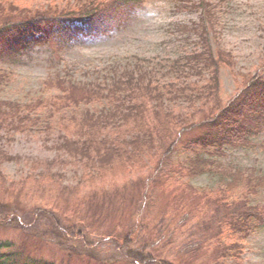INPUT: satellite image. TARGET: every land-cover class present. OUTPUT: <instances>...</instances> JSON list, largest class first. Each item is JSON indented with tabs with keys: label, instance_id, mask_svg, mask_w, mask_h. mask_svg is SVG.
I'll return each instance as SVG.
<instances>
[{
	"label": "trees",
	"instance_id": "16d2710c",
	"mask_svg": "<svg viewBox=\"0 0 264 264\" xmlns=\"http://www.w3.org/2000/svg\"><path fill=\"white\" fill-rule=\"evenodd\" d=\"M144 3L145 0H85L64 8L31 9L0 0V61L44 47L53 60L61 62L59 54L71 42L107 35ZM178 6L180 10L199 12L197 23L178 27L185 36L184 41L189 33L195 35V47L167 60L158 66L159 69L151 62L144 67V60L134 58L122 68L110 67L108 74L93 81L76 80L65 67L46 81L47 86L53 84L62 89L61 95L46 106L49 117L63 110L59 117L62 133L49 146L43 142L46 149L54 152V161L66 160L71 165H80L82 176L89 184L114 169L128 173L143 168L151 171L145 190L135 188L132 200L136 199L128 204L127 213L120 214L118 221L106 222L102 210L109 212L110 209L105 195L90 208L88 204L73 203L81 192L79 187H58L54 197H61L64 207L56 220L48 217L45 225L34 224L30 233L24 232L13 221L15 230L21 231V242L24 239L28 244L33 240L34 244L28 245L30 251H27L25 245L0 240V264H69L72 258L66 253L71 251L68 243L79 237L78 231H84L87 238L111 239L119 244L126 253L123 264H175L171 260L153 263L148 255L154 252L152 248L147 255L131 253L134 245L140 246L138 250H141L148 244V238L141 236L145 228L140 213L143 210L152 212L158 189L166 185L179 186L177 202L174 199L173 204L176 211L186 196L192 200L196 193L202 208L211 209L198 230L199 246L189 260L180 258V264H227L229 259L240 256L242 240L264 223V212L248 199L257 189L264 188V174L253 168L225 166L218 161V157L224 156L225 147L250 145V140L264 130V60L260 64L261 70L255 74L237 73L233 55L219 42L218 8L214 0H182ZM6 64L11 66L14 62ZM222 71L231 74L236 91L226 99L220 95ZM7 74L8 70L0 68V85ZM159 75L164 77L163 81L159 80ZM69 89L81 91L82 96L72 101L68 98L70 94L68 97L66 94ZM179 100L192 109L187 116L174 114L167 107V103ZM41 104L39 99L27 105L0 101V129L23 126L33 119L34 124H38L40 119L30 114ZM195 115L199 119L195 120ZM50 127L49 123L43 125L46 131ZM189 132H197V135L183 141ZM155 137L159 142L156 146ZM180 143V147L190 154L181 161H174L172 153ZM10 159L7 151L0 147V163ZM203 175L215 178V189L203 187L195 191L190 188L188 180ZM16 191V184L4 187V183H0V198L4 195V198L10 195L12 198ZM49 207L45 205L44 209ZM83 209L95 214L89 217L91 221H87V213L80 217ZM99 211L101 215L96 216ZM54 241L53 245L61 247L58 252H65L60 262L37 256L42 245ZM72 241L77 250L72 252L85 258L84 243L78 239ZM91 252L92 259L88 263L81 259V264H112L94 260L96 251Z\"/></svg>",
	"mask_w": 264,
	"mask_h": 264
},
{
	"label": "rangeland",
	"instance_id": "374dc122",
	"mask_svg": "<svg viewBox=\"0 0 264 264\" xmlns=\"http://www.w3.org/2000/svg\"><path fill=\"white\" fill-rule=\"evenodd\" d=\"M7 1L19 7L40 9L49 6L64 8L85 0ZM181 2L182 0H145V4L140 9L134 11L119 28L108 35L99 38L84 37L71 42L60 52L61 62L53 60L52 55L44 47H36L14 59L0 61V68L9 71V75L7 74L2 80L3 84L0 85V101H17L20 105L34 103L37 99L42 101V104L30 114L31 117L36 116L40 119L38 124H34L33 119L28 120L23 126L17 124L18 127L0 129V147L11 157L10 160L0 163L2 174L0 180H3L0 183L3 182L4 187L14 183L17 188L12 198L11 195L0 198L1 241H11L18 246L25 245L26 248L28 245L33 246V240H29L28 244L24 239L22 240L25 244L19 240L21 231L15 230L17 227L13 221L19 224L24 232L30 233V229H34L32 228L34 224L43 226L48 217L56 220L58 212L61 213L64 207L63 199L54 197L58 187H79L81 192L73 199V203L88 204L90 208L101 200L102 195H105L106 205L110 209L109 212L104 208L102 210V217L106 222L118 221L120 214L127 213L128 204L136 199L132 200L135 197V188L140 191L145 190L151 171L143 168L133 169L128 173L114 169L96 177L95 182L93 180L92 184H89L82 176L83 170L80 165H71L70 162H65V159V161H54V152L46 149L43 142L49 146L62 133L59 129V117L63 110L49 117L46 106L49 101L56 100L61 95L62 89L53 84L47 86L46 81L49 76L61 71L63 67L70 69L71 75L76 80L93 81L100 78V75L108 74L110 67L122 68L126 63H132L134 58L144 60V67L151 62V65L159 69L158 66L182 55L184 50H192L196 43L195 35L189 33L184 41L185 36L178 27H190L192 23H197L199 12L180 10L178 5ZM214 3L218 8L219 42L233 55L235 71L240 74H255L260 71V64L264 60V0H222V2L214 0ZM6 62H14V64L9 66ZM158 78L160 81L164 80L161 75ZM220 81V95L224 99L232 97L236 91L231 74L222 71ZM66 94L67 97L70 94L68 98L72 101L82 96V92L76 89H69ZM167 107L174 114L183 116H187L192 111L182 100L169 102ZM197 119L199 116L195 115V120ZM147 121L150 123V118H147ZM45 123L51 125L48 131L43 129ZM70 133L74 135L72 130ZM196 135L197 132H189L183 137V141ZM154 142L155 146L159 144L157 137ZM250 142V145L225 147L224 156L218 157V161L225 166L230 165L239 169L253 168L264 174V130ZM180 145L182 144H177L172 153L174 161H181L190 154ZM188 183L195 191L203 187L215 189L217 186L215 178L209 175L195 177L188 180ZM178 187L166 185L159 188L152 212L143 210L140 213L145 228L141 236L148 238V244L141 250H138L140 246L134 245L131 253L147 255L152 248L154 252L148 255L153 263L171 260L175 264H180V258L182 261L190 259L194 249L200 244V224L209 217L211 209L202 208V201L196 193L192 200L186 196L179 206V211H176L173 204L180 192L177 190ZM223 190L226 191V188L224 187ZM108 197L111 198L110 201L107 200ZM248 199L252 205L264 212V188L257 189ZM141 204H145L144 199ZM37 205L39 207L34 210ZM45 205L50 207L44 209ZM82 212L80 217L86 216L87 213V221H91L89 217L95 215L92 214V210L83 209ZM100 215L101 211L96 213V216ZM112 218L114 219L111 220ZM78 232L79 237H74L72 240L82 241L87 252H84L85 258L78 257L72 252L77 251L74 248L76 243L70 239L68 245L71 251L66 252L71 254L72 260L69 264H81L79 261L81 259L88 263V260L92 259L90 255L92 250L96 251L94 253L96 256L93 258L96 261H107L112 264L126 262L125 251L113 240L87 238L84 231ZM53 243L55 244V241L50 242V245H42L37 251V256L60 262L65 252L59 253L61 247ZM241 244L243 249L240 256L229 259L227 264H264V223L243 239ZM27 251H30V248H27ZM195 258L196 255L193 259ZM231 260H235L236 263Z\"/></svg>",
	"mask_w": 264,
	"mask_h": 264
}]
</instances>
